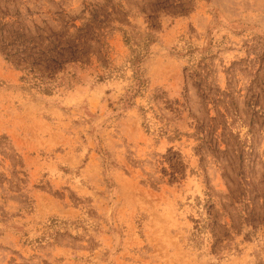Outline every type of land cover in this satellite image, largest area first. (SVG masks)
<instances>
[{
	"label": "rangeland",
	"instance_id": "374dc122",
	"mask_svg": "<svg viewBox=\"0 0 264 264\" xmlns=\"http://www.w3.org/2000/svg\"><path fill=\"white\" fill-rule=\"evenodd\" d=\"M0 264H264V0H0Z\"/></svg>",
	"mask_w": 264,
	"mask_h": 264
}]
</instances>
